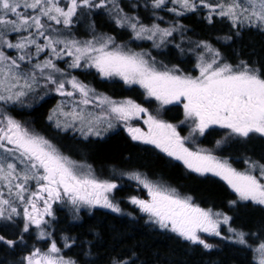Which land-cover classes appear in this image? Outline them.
Segmentation results:
<instances>
[{"label": "snow or ice", "instance_id": "obj_1", "mask_svg": "<svg viewBox=\"0 0 264 264\" xmlns=\"http://www.w3.org/2000/svg\"><path fill=\"white\" fill-rule=\"evenodd\" d=\"M169 2L178 8H168ZM109 4L115 23L130 29L135 39L153 41L159 47L176 30L143 24L138 17L124 14L117 0H0V102L22 103L39 88L55 92L64 98L48 117L55 127L63 131L74 128L87 138L100 136L102 127L111 129L114 122H122L132 140L153 145L191 172L219 177L238 200L264 206V163L247 157L243 161L246 167L239 170L211 150L195 146L196 137L212 127L227 130L229 138H264V74L243 61L236 66L222 62L220 53L204 43L198 47L210 55H201L196 65L198 74L190 75L175 66L157 67L154 58L125 50L112 37L94 34L89 40L72 38L73 18L81 9L107 8ZM151 7L180 16L203 7L208 9L209 23L219 16L230 20L233 27L264 32V0H151ZM12 34L14 40L9 38ZM57 61H65L70 69L94 68L102 78L118 77L126 85H139L145 97L158 102L160 109L182 105L184 120L180 124L190 122L189 135L183 136L179 125L159 118L132 99L118 101L98 94L62 70ZM134 120H142L146 130L133 126ZM130 178L147 189L150 197L133 196L131 203L153 223L184 240L211 249L213 245L200 234L220 236L221 225H229L231 217L201 208L174 188L152 182L140 173ZM117 187L97 178L90 165L65 156L50 140L0 107V220L21 218L24 233L35 226L40 230L39 238L47 239L49 222L45 217H53L54 203L120 212L109 196ZM228 231L235 234L237 243L248 245L247 234L231 227ZM17 243L0 235V245L12 248ZM64 246L70 247L67 243ZM254 251L258 254L256 264H264V240ZM61 253L52 240L46 251L35 248L20 264H76Z\"/></svg>", "mask_w": 264, "mask_h": 264}, {"label": "trees", "instance_id": "obj_2", "mask_svg": "<svg viewBox=\"0 0 264 264\" xmlns=\"http://www.w3.org/2000/svg\"><path fill=\"white\" fill-rule=\"evenodd\" d=\"M117 4L123 9L124 14L138 17L147 26L155 23L163 27V20L176 17L181 28L180 35H175L177 43L172 44L169 38L159 46L160 50L171 51L177 46L181 49L182 45L190 55V52L195 50L193 45L204 43L218 51L220 59H225L233 65L243 61L264 74V32L256 28L233 27L227 18L221 17H214L209 23L204 17L207 11L201 8L194 13L174 16L163 9L152 8L151 0H117ZM111 8L112 5L109 4L107 8L81 9L78 16L73 18L72 38L89 40L94 34L112 37L114 40L122 37L126 42L124 46L128 47L129 40L134 41L133 33L130 29L119 27L115 23L114 14L110 13ZM181 33H184L187 44L180 43ZM9 38L14 40L15 35L12 34ZM147 48H151L149 43L145 49ZM182 55L188 58V54L183 51ZM43 58L44 54H41V60ZM90 71L95 81L97 75ZM73 73L82 75V72L77 70ZM82 78L84 82L87 80V77ZM98 84L100 85L98 89L101 91L107 89L106 82L100 81ZM116 84L122 86L121 83ZM36 98L24 97L22 103L16 104L0 102V107L6 109L25 126L28 125L32 130L50 138L71 157L75 153L72 143L71 149H66L63 139L72 142L73 137L52 128L47 122L48 111L54 105L56 98L48 97L39 103ZM75 141L79 150L86 152L90 149L91 154H86L89 157L86 159H90L97 166L96 168L106 163L116 164L125 169L131 168L128 166H135L143 170L142 173L170 181V184L165 185L176 189L180 195L190 196L193 203L201 208H212L231 217L229 225H221L220 236L201 233L203 239L213 245L211 249H205L202 245L193 244L169 230L159 228L147 216L140 213L138 206L129 201L130 194L146 199L147 190L138 185L135 188L129 183V189L123 185V189L119 190L120 196L116 202L119 204L120 201V213L98 210L90 212L75 206L69 209L60 206L57 202L53 204L54 215L45 231L49 240H54L63 247V254L76 261V264H113L114 261H121L122 264H256L254 249L258 246V242L264 239H256L251 235L261 228L264 231L262 207L253 203L228 205L227 200H233V196L215 177H201L182 171L178 165L166 162L162 157L132 145L121 133L100 143L93 144L78 139ZM94 145L97 151L93 155ZM249 150L255 157L264 161V142L257 140L251 143ZM238 215L241 216L240 221L243 219L242 224L237 220ZM23 223L21 218H14L13 221L0 220V235L18 241L12 248L0 245V264H20L21 259L33 249H43L47 245L46 240L38 239L35 226L24 233ZM229 227L247 234L248 245L237 243L235 234L228 231ZM66 243L70 247H65Z\"/></svg>", "mask_w": 264, "mask_h": 264}, {"label": "flooded vegetation", "instance_id": "obj_3", "mask_svg": "<svg viewBox=\"0 0 264 264\" xmlns=\"http://www.w3.org/2000/svg\"><path fill=\"white\" fill-rule=\"evenodd\" d=\"M180 47L181 49L177 46L174 48V50H181L185 52L186 54H188V56H190L191 58H193V56L195 57L194 51H198V49H195L194 51H191L189 55L188 51L184 50L182 45ZM191 58L189 59L190 64H188V66L190 67L187 71H185V69L188 66L183 68L181 66L182 64L181 60L174 61L170 63L171 65L163 63V62H161L159 65H165V66L167 65L170 68L175 66V67H178L181 70V72H183L184 74L197 75L198 70L197 68H195V64H193V60H191ZM98 93L103 94L105 96H108L118 101L124 100V99H132L135 102L140 103L142 106L147 107L150 112H152L154 115H158L159 118L164 119L170 123L179 125V128L182 129L181 134L183 136L189 135L190 126H191L190 122L185 123V124H180V122L184 120L182 105H168L165 108L160 109L158 102L152 99H147L145 97V93L137 86L127 87V88L124 86H121L120 88H117L115 90L104 89ZM131 123L133 126L142 127L146 130V125L143 124L142 120L140 121L134 120ZM119 133H121L132 145H135L141 149L148 150L151 154L162 157L166 162L178 165V167L182 171L191 172L188 169H186L180 161H176L170 157H167L165 154L161 153L158 149H156L153 145H148V144L141 143L140 141L132 140L129 133L126 130L125 125L122 122H114L112 130L105 133L100 138L89 136L88 138L84 140L82 139L81 141L89 142V143L92 141H99V142L106 141L107 139H110L115 134H119ZM71 137L77 140L75 136H71ZM257 140H261L262 142H264V138L259 137V136H252L250 139H241V138H236V137L229 138L227 136V130L219 128V127H212L208 129L203 136H197L195 139V143L199 144L201 148L211 150L213 154L216 155L218 158L227 159L230 163H232L233 167H236L239 170H243L246 167L243 161L247 157H250L252 160H258L261 163H264L263 160L255 157L249 150L251 143H255L257 142ZM218 141L220 142L219 144L217 143ZM71 158L77 162H84V165H90L94 174L100 180L109 181V182L117 184L118 187L114 189L112 193L109 194L110 198L112 199L114 198L113 199L114 201L118 200V197L120 196L119 190L123 189V185L127 186L128 189L130 187L129 183L132 184V186H135V188L137 185L142 188V185H140L138 181L130 178L131 174L133 173H140L143 176H146L147 179L155 183H163V184L171 183L165 178L159 179L160 177L159 178L156 176L153 177L151 175H148L147 173H142L141 171L143 170L135 166H128L131 168L125 169L122 166H119L116 164L106 163L104 166L102 165V167L96 168L97 166L94 165L90 161V159L87 160L86 158H83V157L77 158L75 153L72 154ZM191 173H193V175H196V176H201L194 172H191ZM205 176L215 177L224 186V188L233 196V200L231 199L227 200L228 205L232 206L233 205V203H231L232 201H236V204L251 203L247 201H242V202L239 200L237 201L235 199L236 194L219 177L213 176L211 174L203 175L201 177H205ZM105 178H107L108 180ZM133 196L136 197V195L130 194L131 198ZM131 198L129 199L130 202H131ZM119 204H120V201H119ZM80 207H83V206H79V208ZM86 209L90 212L95 211V210L110 211V210L99 208V207H87Z\"/></svg>", "mask_w": 264, "mask_h": 264}, {"label": "rangeland", "instance_id": "obj_4", "mask_svg": "<svg viewBox=\"0 0 264 264\" xmlns=\"http://www.w3.org/2000/svg\"><path fill=\"white\" fill-rule=\"evenodd\" d=\"M211 2L212 3H215L216 2V0H211ZM62 6H63V4H62ZM172 7H177L178 8V5H174V4H172L171 2H169L168 3V8H172ZM199 10H200V8H198ZM201 9H203L204 11H207L206 13H205V15H204V17L206 18L207 17V15H208V9L207 8H203V7H201ZM165 12H168V13H171V14H174V16H179V15H176L175 13H173V12H169V11H166L165 10ZM216 18H220L219 16H215ZM207 20V19H206ZM164 21V25H163V27H161V28H172V27H175L176 28V30L175 31H173V34H172V36L171 37H168V38H166V41L167 40H169V38H171L170 39V41H171V43L172 44H176L177 43V36L175 37V35H177L178 34V36L180 35V24L177 22V20H176V17H170L169 19H167V20H163ZM208 21V20H207ZM228 21H230V20H228ZM231 22V21H230ZM176 24V25H175ZM149 26H151V25H149ZM58 28H61L62 26H57ZM236 27H242V26H236ZM244 27V26H243ZM133 33V32H132ZM70 35H71V28H70ZM123 38H125V37H123ZM133 39H134V41L133 40H129V45H128V47H126V46H124V44L126 43L123 39H122V37L120 38V39H118V40H114L115 41V44L116 45H119V46H122L125 50H131V51H133V52H138V53H145V54H147L146 55V58H149V59H152V58H154L155 59V61H156V63H157V67H159V66H161V65H159L161 62H163V63H166V64H170V63H172V62H174V61H177V60H181L182 61V64H181V66L183 67V68H185L187 65H188V62H189V59L191 58L190 56H188V58L187 57H185V56H183L182 55V51L181 50H172L171 49V51H164V50H160L161 48H159V47H156V46H154V43H153V41H149V40H138V39H135L134 38V33H133ZM173 40H175V41H173ZM179 40H180V43H183V44H187V41H185L184 40V33H181V37L179 38ZM192 41H195V40H192ZM150 44V46H151V48H147V50L145 49V47L147 46V44ZM156 43H159V40L157 39V41H156ZM192 43H194V42H192ZM161 45V44H160ZM198 45H200V44H195V45H193L194 46V49H198V51H194L195 52V57L193 56V58H191V60H193V64H195V68H196V65H197V63L199 62V58H200V56L201 55H204L205 56V58H207L210 54L209 53H207V51H206V49H204V48H202V47H198ZM197 46V47H196ZM189 50V49H188ZM8 52H11V53H9V55H15V52L13 51V50H7ZM216 51V50H215ZM162 52V53H161ZM223 56V55H222ZM224 57V56H223ZM69 58H67V57H65V60H68ZM221 61L222 62H226V63H229V62H227V60H222L221 59ZM57 63H58V66L62 69V70H65L67 73H69L70 74V76H75V77H77L78 78V80H80V81H82L84 84H86V85H88L90 88H93V89H95L96 90V92L98 93V92H100L101 90L100 89H98L99 87H100V85L98 84V82H100V81H104V82H106L107 84H106V88L107 89H109V90H115L116 88H118V87H120L118 84H116V83H122V86H124V87H132V86H137V87H139V85H131V86H129V85H126L122 80H120L118 77H113V78H102L100 75H99V73L94 69V68H88V67H81V68H76V69H70V68H68V66H67V63H65V61H57ZM230 64V63H229ZM171 65V64H170ZM231 65H233V64H231ZM237 64H235V65H233V66H236ZM239 65V64H238ZM167 66V65H166ZM167 67H169V66H167ZM170 68V67H169ZM75 70H77V71H81L82 72V75H75L74 73H73V71H75ZM90 70H92L96 75H97V79L95 80V81H93V78H92V75H90ZM198 70V69H197ZM87 77V80L84 82L83 81V78L82 77ZM41 83H43V81H41ZM140 88V87H139ZM141 89V88H140ZM143 92H144V90L143 89H141ZM99 94V93H98ZM40 95V96H39ZM36 96H39L38 98H36ZM52 96H54L56 99H55V102H54V105L50 108V110L48 111V115H47V122L52 126V128H54V129H56V130H58V131H60L61 133H67L68 135H71V136H75L78 140H84V139H86L81 133H80V131H78V130H76V129H74V128H69L67 131H63V130H61L60 128H57V127H55V124H54V122H51V121H49V119H48V117H49V115H51L52 114V111H53V109H55V108H57V105L58 104H60L61 103V101L62 100H64V98L63 97H60L59 95H57L55 92H49L48 90H46V89H43V88H39V89H37V91L36 92H34V93H32V94H29L27 97H25V98H29V99H35L36 98V101L39 103V102H41V101H43L44 99H46V98H48V97H52ZM23 100H24V98H23ZM11 104V103H10ZM16 119V118H15ZM28 128H30L31 129V127H29L28 125H26ZM32 130V129H31ZM112 130V128L111 129H107V128H105V127H102L101 129H100V132H101V134H100V136H96V135H91V136H93V137H98V138H100L102 135H104L105 133H107V132H109V131H111ZM34 131V130H33ZM36 132V131H35ZM36 133H38V132H36ZM39 135H41V136H43V137H45L46 139H48V140H50L65 156H68L67 154H65L62 150H61V148L60 147H58L50 138H47L46 136H44L43 134H41V133H38ZM89 137V136H88ZM87 137V138H88ZM72 139V142H70V140H68V139H63V141L65 142V145H64V147L66 148V149H71V143H72V148L74 149V152H75V155L77 156V158H81V157H84V158H86L87 156H86V154H91V151H90V149L89 150H87L86 152H85V150L84 151H81V150H79V146L77 145V143H76V141L75 140H73V138H71ZM90 143H100L99 141H92V142H90ZM190 146H192V145H190ZM195 146H198V147H200V145L199 144H196L195 143ZM201 148V147H200ZM96 151H97V147L94 145L93 146V150H92V154L94 155L95 153H96ZM69 157V156H68ZM71 158V157H70ZM72 159V158H71ZM74 160V159H73ZM78 163H80V164H84V162H78ZM101 172V171H100ZM98 178V177H97ZM105 179H107V178H105ZM108 180V179H107ZM142 188L144 189V187L142 186ZM145 190H147V189H145ZM181 196H185V195H181ZM114 199V198H113ZM147 199H150V197L148 196V192H147V194H146V199L145 200H147ZM235 199L238 201V198H237V196L235 197ZM240 201V200H239ZM113 202L114 203H116L118 206H119V204L116 202V201H114L113 200ZM242 202V201H241ZM59 204H60V206H63V207H66V208H69V209H71L72 207H74V206H71V204L70 203H61V202H58ZM252 203V202H251ZM256 205V204H255ZM258 206H260V205H258ZM41 207H42V204H41ZM87 207H89V206H83V207H80L81 209H83V208H87ZM97 207H99V206H97ZM260 207H262L263 209H264V206H260ZM99 208H103V207H99ZM119 208H120V206H119ZM103 209H107V210H110V211H112L111 209H108V208H103ZM139 209V208H138ZM205 210H207V209H211L214 213L215 212H217V211H215V210H213L212 208H204ZM140 210V209H139ZM117 213H120V212H117ZM140 213H142L144 216H147V218L149 219V217H148V215L146 214V213H143V212H141L140 211ZM239 216V215H238ZM45 219L46 220H48V222L50 223V220L52 219V217H45ZM239 219H241V216H239V217H237V220H238V222L239 223H241L242 224V220L240 221ZM150 220V219H149ZM49 223H48V225H49ZM47 225V226H48ZM156 226H158L159 228H161L158 224H156ZM161 229H163V228H161ZM263 228H261V230H256V232L255 233H253V235H251L253 238H256V239H264V231L262 230ZM166 230H169V229H166ZM37 231H38V239H40V240H43V241H47V245L45 246V248H43V249H41V250H43V251H46L47 250V248H48V246H49V244H50V242H51V240H49V236H48V238L47 239H41V238H39V229H37ZM170 231V230H169ZM173 233V232H172ZM174 234H176V233H174ZM201 235V234H200ZM204 235H208V234H204ZM208 236H213V235H208ZM201 237L202 238H204V236H202L201 235ZM57 246L58 247H60L61 249H62V255H64L63 254V247H61V246H59L58 244H57ZM255 254H256V262H257V258H258V254L255 252ZM64 257L66 258V259H71L70 257H67V256H65L64 255ZM72 260V259H71Z\"/></svg>", "mask_w": 264, "mask_h": 264}]
</instances>
